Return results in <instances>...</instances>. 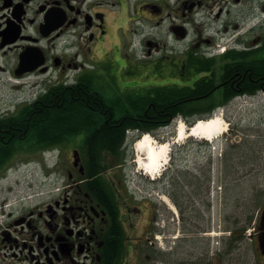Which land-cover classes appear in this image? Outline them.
Segmentation results:
<instances>
[{"label": "flooded vegetation", "instance_id": "1", "mask_svg": "<svg viewBox=\"0 0 264 264\" xmlns=\"http://www.w3.org/2000/svg\"><path fill=\"white\" fill-rule=\"evenodd\" d=\"M125 1L0 0V80L6 79L15 100L10 102L13 110L0 101L4 107L0 109V177L11 158L14 134H27V128L19 131L4 123L29 107L34 109L53 87L76 86L80 77L93 75L111 77L117 85L139 83L140 74L123 58L130 59L126 48L134 47L136 31L129 26L135 22L146 23L150 30L140 39L139 50L146 56V68L157 72L151 80L155 83L160 78L167 84L172 78L175 84L186 85L213 71L222 74L239 62L244 74L236 71L219 82L222 87H239L251 67L242 65L241 59L232 61V53L247 56L245 65L260 61L264 70V0ZM126 3L129 12L134 9L133 21ZM113 27L125 41L109 49V40L117 36ZM175 27L184 38L174 35ZM236 40L243 48L229 50ZM195 71L200 72L190 78ZM111 134L113 141L116 133ZM79 147L70 146L80 153ZM84 158L80 153L78 162L70 161L67 181L53 183L57 192L50 200L19 209L2 202L0 264H157L152 213L148 224L142 225L149 210L146 213L142 198L128 188L120 166L89 172L82 165ZM230 235L220 251L208 243L193 264H234V231ZM189 236L186 232V239ZM249 243L253 264H264V206L257 211Z\"/></svg>", "mask_w": 264, "mask_h": 264}, {"label": "rangeland", "instance_id": "2", "mask_svg": "<svg viewBox=\"0 0 264 264\" xmlns=\"http://www.w3.org/2000/svg\"><path fill=\"white\" fill-rule=\"evenodd\" d=\"M117 1L112 0L113 3ZM126 5L127 14L133 21L136 19L134 9L130 10V15L128 3ZM129 27L136 33L134 32V47L129 51L127 48L126 50L130 55L136 56L137 60H143L146 56L141 52L143 49L139 51V41L150 33L148 25L138 21ZM113 29L117 36L113 37L115 41L109 40V49H112L114 44L120 46L121 42L125 41L123 34L118 33L115 27ZM161 30L165 35L166 27H162ZM124 56L126 65L128 64L131 69L140 74L138 77L148 76L149 81L157 77V72H150L143 63L133 61L134 57L130 56L128 59L126 55ZM5 81L4 77L0 80V101L13 110L14 104L11 105L10 102L15 100L11 99L12 95ZM127 84H132L129 88L134 87L138 92L141 86H144V84L135 82ZM2 108L4 107L0 104V109ZM213 112L214 116L221 117L222 115L221 118L228 125L226 134L223 133L221 140L219 138L212 140L217 143L214 155L215 171L212 174H214L215 181L220 179L225 189L223 205L220 206L218 194L212 200L214 213L211 209L208 212L205 207L209 200L207 185L204 183L205 174L208 173L209 142L205 141L207 145H204V139L198 140L194 137L176 142L175 128L184 122L180 116L158 130L155 136H151L155 144L169 142L171 145L169 154L171 161L162 172L163 175L167 173V177L157 179L156 183H152L149 176L144 174L139 166L137 167L138 164H135V160L137 163L138 159L136 149L131 148L127 153L121 172L128 176L127 181L131 189L143 191L142 196L146 197L143 201L151 199V206L155 210L156 235L161 237L160 244L158 242L156 244L157 264H183L187 259H189V264H193V261H197L207 249L209 241L203 240L199 234L207 231L208 226L220 227L221 230L228 228L236 230L234 264H253V253L250 250L246 229L253 227L256 212L264 203V94L260 92L251 99L230 100L226 107L217 106ZM114 136L117 138L116 134ZM220 146L222 147L221 152ZM221 153L222 156L219 158ZM71 159V150L64 149L59 154H46L44 156L46 165L42 163L43 157L41 158L40 154L25 153L17 156L12 163L13 168L16 169L9 170L8 174L0 180V206L5 201L6 204L10 203L14 209H19L21 205L30 208L50 200L57 192L56 185L53 183L59 182L62 185L67 181L66 169ZM220 160L222 161L219 163ZM57 167H60V171ZM178 171H182L184 175H178ZM49 172L52 174L49 175ZM177 180H180V184H177ZM186 180L192 183V186L185 183ZM169 194L172 198V201L169 199L170 205L174 207L173 203L176 202L181 209L180 213L177 211V216L161 199L168 200L167 195ZM148 206L149 204L146 206L147 209ZM144 224L145 221L142 225ZM244 227H246L245 230ZM182 229H190L191 237L184 240L185 235L180 233ZM240 229H242L241 234H239ZM177 233L179 234L178 240L172 245V237ZM170 245L172 250H170Z\"/></svg>", "mask_w": 264, "mask_h": 264}, {"label": "trees", "instance_id": "3", "mask_svg": "<svg viewBox=\"0 0 264 264\" xmlns=\"http://www.w3.org/2000/svg\"><path fill=\"white\" fill-rule=\"evenodd\" d=\"M229 58L232 61L241 59L242 65L251 67L246 72L244 84L239 87L216 88L217 83L228 78V75L236 71L244 74L239 62L235 68L222 74L213 71L210 76L198 78L187 85L147 83L141 86L139 92L134 87L129 88L131 85L120 88L111 79L99 76H82L79 83L72 87H53L34 109L29 107V111L23 110L4 123L11 124L13 129L19 131L27 128L25 136L14 134L12 157L8 162L20 153L35 154L54 147L62 150L71 144H79L85 155L83 162L86 169L89 172L92 168L96 173L104 172L110 166L108 159H115L123 153L120 148L128 129L137 130L139 135H155L178 116L190 124L196 118H207L213 109L226 105L235 95L255 94L260 90L264 77L260 61L252 60L250 66L245 65L247 56L232 53ZM103 112L112 116L103 118L98 115ZM113 132L117 138L112 141ZM209 170L205 174L206 185L210 179ZM179 174L184 175L182 171H178ZM185 183L192 186L187 180ZM177 184H180V180H177ZM114 256L118 257V254Z\"/></svg>", "mask_w": 264, "mask_h": 264}, {"label": "bare ground", "instance_id": "4", "mask_svg": "<svg viewBox=\"0 0 264 264\" xmlns=\"http://www.w3.org/2000/svg\"><path fill=\"white\" fill-rule=\"evenodd\" d=\"M227 127V123L219 116H214L207 120H200L189 131L186 130L184 123H180L175 128L176 142L189 137L198 138L200 140L215 139L225 133ZM170 147L171 145L169 142H164L158 145L155 144L150 137L140 139L134 146L138 153L137 164L139 168L146 175L156 178L158 172L162 171L167 165ZM161 199L170 209L173 208V205H170L169 200L165 198Z\"/></svg>", "mask_w": 264, "mask_h": 264}]
</instances>
